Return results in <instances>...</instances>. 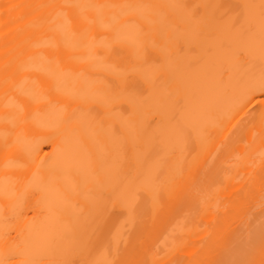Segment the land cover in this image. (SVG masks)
I'll list each match as a JSON object with an SVG mask.
<instances>
[{"label":"bare ground","instance_id":"obj_1","mask_svg":"<svg viewBox=\"0 0 264 264\" xmlns=\"http://www.w3.org/2000/svg\"><path fill=\"white\" fill-rule=\"evenodd\" d=\"M264 0H0V264H264Z\"/></svg>","mask_w":264,"mask_h":264},{"label":"rangeland","instance_id":"obj_2","mask_svg":"<svg viewBox=\"0 0 264 264\" xmlns=\"http://www.w3.org/2000/svg\"><path fill=\"white\" fill-rule=\"evenodd\" d=\"M264 98V97H263Z\"/></svg>","mask_w":264,"mask_h":264}]
</instances>
